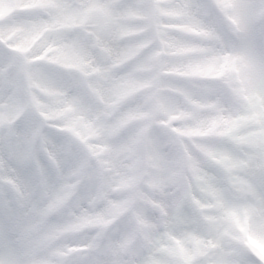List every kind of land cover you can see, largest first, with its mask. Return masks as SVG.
<instances>
[{"label": "clouds", "instance_id": "obj_1", "mask_svg": "<svg viewBox=\"0 0 264 264\" xmlns=\"http://www.w3.org/2000/svg\"><path fill=\"white\" fill-rule=\"evenodd\" d=\"M0 264H264V0H0Z\"/></svg>", "mask_w": 264, "mask_h": 264}]
</instances>
